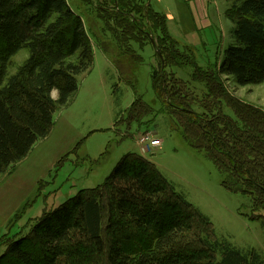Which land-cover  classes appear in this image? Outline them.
Instances as JSON below:
<instances>
[{"label": "trees", "instance_id": "1", "mask_svg": "<svg viewBox=\"0 0 264 264\" xmlns=\"http://www.w3.org/2000/svg\"><path fill=\"white\" fill-rule=\"evenodd\" d=\"M103 4L98 11L103 28L109 24V41L98 47L120 78L133 87L131 63L141 58L134 60L126 49L152 44L157 68L150 79L160 114L212 163L226 191L249 197L252 209L264 213V112L231 96L222 81L230 78L239 87L264 83V0L232 4V44L207 70L188 50H179L166 16L149 0ZM91 46L83 17L67 0H0V177L50 134L54 114L70 103L78 78L92 67ZM22 50L28 58L9 75ZM186 67L192 69L190 83L203 86L201 98L167 70ZM154 116L136 97L115 123L140 128ZM255 219L264 227V215ZM35 220L28 235L6 242L0 264H34L29 243L39 264H262L255 252L242 254L220 243L209 220L135 153L124 155L101 185Z\"/></svg>", "mask_w": 264, "mask_h": 264}, {"label": "rangeland", "instance_id": "2", "mask_svg": "<svg viewBox=\"0 0 264 264\" xmlns=\"http://www.w3.org/2000/svg\"><path fill=\"white\" fill-rule=\"evenodd\" d=\"M235 1L149 3L154 11L166 16L167 32L179 50L185 55L188 50L196 64L207 70L220 63L232 44L233 24L228 11ZM67 3L83 17L92 45V67L78 78V89L70 105L54 114L50 134L0 177V255L8 242L28 235L35 219L44 212L57 208L81 190L101 185L124 155L135 153L152 162L175 191L209 220L220 243L242 254L255 252L264 264V227L261 221L252 220L264 213L252 209L249 197L226 191L212 163L188 147L177 127L160 114L150 79L152 70L157 68L152 44L139 49L132 43L131 49H126L135 56L134 60L141 58L139 64L131 63L130 87L98 47L99 42L109 41V24L103 28L98 11L103 8V0H89L90 6L79 0ZM27 58L26 50L19 52L12 59L8 74L13 75ZM167 70L189 82L196 95L202 97L203 86L190 83L191 68ZM222 81L231 96L264 112V83L239 87L230 78L222 77ZM52 95L56 97L55 92ZM136 97H141L156 113L152 122L140 128L135 123L128 127L121 120L115 123L125 117ZM225 111L232 116L230 110ZM146 135L159 139L160 149L142 154L138 141ZM15 168L11 177L9 173ZM27 249L33 255V263L39 264L34 246L29 243Z\"/></svg>", "mask_w": 264, "mask_h": 264}, {"label": "built area", "instance_id": "3", "mask_svg": "<svg viewBox=\"0 0 264 264\" xmlns=\"http://www.w3.org/2000/svg\"><path fill=\"white\" fill-rule=\"evenodd\" d=\"M138 143L142 154L150 153L152 150L159 149L161 146L160 140L154 137V135H146Z\"/></svg>", "mask_w": 264, "mask_h": 264}, {"label": "crops", "instance_id": "4", "mask_svg": "<svg viewBox=\"0 0 264 264\" xmlns=\"http://www.w3.org/2000/svg\"><path fill=\"white\" fill-rule=\"evenodd\" d=\"M74 96H75V95H74ZM72 99H73V98H72ZM71 101H72V100H71ZM71 101H70V103H71ZM70 103H69L68 105H70ZM68 105H67V106H68ZM67 106H65V107H67ZM65 107H64V108H65ZM73 150H74V148H73ZM67 154H69V153H67ZM67 154H66V155H67ZM64 156H65V155H64ZM20 164H21V163H20ZM15 171H16V168H15V170H13V172L11 171V172L9 173V175H10L11 177H13L12 175L14 174ZM10 176H9V177H10ZM9 177H8V178H9ZM11 177H10V178H11ZM2 190H3V189H2ZM15 212H16V211H15ZM15 212H14V213H15Z\"/></svg>", "mask_w": 264, "mask_h": 264}]
</instances>
